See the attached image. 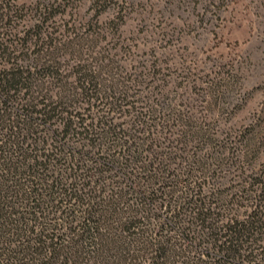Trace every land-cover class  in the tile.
Here are the masks:
<instances>
[{
  "label": "trees",
  "instance_id": "16d2710c",
  "mask_svg": "<svg viewBox=\"0 0 264 264\" xmlns=\"http://www.w3.org/2000/svg\"><path fill=\"white\" fill-rule=\"evenodd\" d=\"M8 9L0 0V264H264V167L227 191L208 182L214 164H147L184 123L122 129L86 80L52 88L36 42L8 37Z\"/></svg>",
  "mask_w": 264,
  "mask_h": 264
},
{
  "label": "rangeland",
  "instance_id": "374dc122",
  "mask_svg": "<svg viewBox=\"0 0 264 264\" xmlns=\"http://www.w3.org/2000/svg\"><path fill=\"white\" fill-rule=\"evenodd\" d=\"M3 2L8 37L36 42L52 88L86 80L122 129L144 115L184 123L158 134L147 164H214L208 182L227 191L264 167V0Z\"/></svg>",
  "mask_w": 264,
  "mask_h": 264
}]
</instances>
